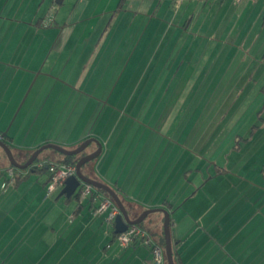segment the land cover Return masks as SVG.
<instances>
[{"label": "crops", "instance_id": "1", "mask_svg": "<svg viewBox=\"0 0 264 264\" xmlns=\"http://www.w3.org/2000/svg\"><path fill=\"white\" fill-rule=\"evenodd\" d=\"M245 51L264 53V0H0V134L29 98L20 125L26 116L29 143L16 145L9 127L4 139L18 162L45 144L70 150L97 139L101 153L83 174L115 191L131 219L166 208L176 264H264V154L219 161L218 149L237 137L221 141L220 113L202 107L206 93L186 103L191 84L241 80L230 69ZM111 97L125 103L109 106ZM87 109L104 113L89 133L78 126ZM141 113L154 126L133 118ZM9 167L2 152L0 171ZM22 175L0 190V264L150 263L147 247L118 244L114 221L93 217L91 200L79 205L64 184L47 196L46 170ZM162 223L160 212L143 221L156 239Z\"/></svg>", "mask_w": 264, "mask_h": 264}, {"label": "rangeland", "instance_id": "2", "mask_svg": "<svg viewBox=\"0 0 264 264\" xmlns=\"http://www.w3.org/2000/svg\"><path fill=\"white\" fill-rule=\"evenodd\" d=\"M234 3L237 4L238 2H234ZM259 5H258V7H259ZM258 7H256V8H258ZM45 21H46V19H45ZM137 38L134 40L133 45L136 43ZM225 53L227 54V57H229L232 54V52H224L223 54H225ZM233 54L235 55V52H233ZM237 55H238V59L244 60V63H242V66L240 68L230 69V71L232 72L234 70L237 73L236 76H239V75L242 76L243 75V78L241 80L236 78L235 82L227 83L228 82L227 79L221 78L218 80V84H210L208 82V80H209L208 79L207 81H205V84H203V85H201V83H198L196 85L191 84V85H189L188 91L191 92L192 94L189 96V98L187 99V102H186L187 104L192 103V105L194 104V102H196V106H197L198 104H200V101H199L200 93H206V94H204V99L202 100V103H203L202 107H205L206 105H208L209 108H212L214 106V112L216 110H218V112L220 113V115H219L220 117L218 119L221 122V129H222V127L224 129V131L221 132V134H222L221 141L224 140V136L227 137L225 139V141H227L229 139L231 141L232 137H234V136L237 137V140L235 139L236 143H234L233 146L239 145V147L241 148L239 151H237V149L234 148L231 144H225L224 147L220 146L221 148L218 149V152H217V157L220 158L219 161L220 160H228L230 162V165H231L233 159L236 157L249 158V157L255 155V153H256L258 155L257 157L260 158V155L264 154V63L262 62V61H264V53H261V55H258V53H248L245 51V52H238ZM238 64L239 63H236L235 65L237 66ZM32 82H33V80L28 85L26 92L29 90V87L31 86V84H33ZM34 86H33V89H34ZM113 87H114V84H111L109 87L108 93H110L112 91ZM33 89L31 90L32 92L30 91L31 95L34 94ZM26 92H25V94H26ZM114 93H115V91H114ZM25 94L23 95L19 105L21 104V102H23ZM240 94H241V96L239 98L238 96ZM113 95H112V97H113ZM112 97H111V99L108 100L109 103H107V105L111 106L110 103L112 104L114 102H119V101H121V103H123V104L125 103V100H120V99L114 100ZM205 97H206V99H205ZM228 98H230V99H228ZM64 101H65V99L63 97H61V104L64 103ZM98 101L103 103V104H105L107 102L106 99L98 100ZM28 104H29V98L26 100L25 106H23V109H21L20 112L18 111L19 113H17V116L15 117L11 126L9 127L10 122L14 118L17 109H15L13 111V113L11 114V116L8 120L7 125L5 126V128L3 130V132H4L9 127L8 134L12 135L15 133V135L17 136L16 140H15V144L18 146H20L24 142L29 143L28 140L25 141V139H23V132L25 131L26 128H29V126H28L29 124L26 121V116H24L22 119L23 123L26 126L20 127V125H22L21 118L23 116L24 110L26 109V105H28ZM103 104H102V107H104ZM100 109L98 110V112H96L92 116H88L89 115V109H87L86 113H85L86 115H84L85 117H83L82 119L79 120L78 126L83 127L84 125H86L87 126L86 127L87 132L88 133L92 132L94 130L95 123L97 121L102 122V117H103L102 114H104V113H102L100 115V112H101ZM238 109H241L240 113L237 112ZM162 113H163V110H162L161 114H159L158 118H157L158 114L155 116L156 120L159 119L161 121L165 117V114H162ZM234 113H236V118L234 117ZM152 116L153 115H151V118H152ZM215 116H217V114H215ZM76 118L72 117V120H75ZM133 118L136 119L139 124L144 125V126H154V124H155L154 123V117H153V120L151 122V125L148 123L147 120H145L146 122H144L145 115L142 113L139 114L138 117H133ZM179 118L180 117H178L177 119H179ZM191 118L193 119L192 122H195L196 115L191 117ZM203 119L206 120L208 118L204 117ZM209 119L205 122L206 124L209 123ZM238 120H240L239 123H242L241 127H244V129H246V131L245 130L239 131L238 126L235 128V124ZM49 124L50 123L47 124V127ZM61 124H63V123H61ZM228 126H229V129L227 130ZM35 128H36V125L34 126V129ZM231 129L233 131H231ZM55 134H57V133H53L52 136H55ZM169 134H170V132L168 133V135ZM30 141H31V139H30ZM244 142H246V144H244ZM14 150L15 151H14L13 156L17 161H19V159L16 155L17 154L16 151L18 149L14 148ZM206 150L207 149H205V151ZM209 150L212 151V149H208V151ZM210 151H209V154H211ZM19 152H21V151H19ZM12 153H13V151H12ZM0 154H2L1 151H0ZM44 154H51V156H48V160H47L51 164L55 160V158L52 157V155H56V157H60L59 154L55 153L51 149H46V150L42 151L41 155H40L41 158L46 157ZM262 156H264V155H262ZM217 157H215V158L217 159ZM257 157H255L254 159H257ZM4 176L6 177V175L0 176V190H2V189L4 190L3 182L6 179V178H4ZM34 178H35V175L33 174L31 176V179L34 180ZM21 203L22 202L19 201V199H16V201H15L16 209H14L12 211V219L13 220H17L19 217L18 214L21 213L20 212V204ZM17 225H20V224H17ZM15 242H20V241H19V239H16Z\"/></svg>", "mask_w": 264, "mask_h": 264}, {"label": "water", "instance_id": "3", "mask_svg": "<svg viewBox=\"0 0 264 264\" xmlns=\"http://www.w3.org/2000/svg\"><path fill=\"white\" fill-rule=\"evenodd\" d=\"M6 134H7V130L4 131L2 134H0V149L7 158L10 166L15 169L24 170L30 167L36 161L39 154L46 149H51L63 156H79L77 162L75 163V174L68 177L65 180L64 182L65 186L62 192L65 193L66 196H69L78 190L81 183H85L91 185L92 187L98 190L107 193L111 197L113 202L117 205L120 211V213L114 219V228L116 234H120L124 232L129 225L141 224L144 221V219L152 213L155 212L162 213L163 214L162 233L164 240V253L166 257V262L167 264H175V261L173 259V247L171 241V231L169 226L170 216L167 210L163 208L145 210L137 218L131 219L128 216L127 210L123 206V203L121 202L115 191H113L107 185L83 174L82 172L83 167L87 163L97 159L101 153L102 150L101 143L97 139L87 138L82 143H80L76 148L70 150L52 143L45 144L35 149V151L30 155V157L25 162L20 163L14 158L13 153L9 148V146L2 141L3 138L6 136ZM92 143L96 145V150L93 151L92 153L84 154L81 156V154L85 151V149Z\"/></svg>", "mask_w": 264, "mask_h": 264}, {"label": "built area", "instance_id": "4", "mask_svg": "<svg viewBox=\"0 0 264 264\" xmlns=\"http://www.w3.org/2000/svg\"><path fill=\"white\" fill-rule=\"evenodd\" d=\"M238 2L240 0H233ZM49 19L45 23H49ZM46 25V24H44ZM37 168L45 167L49 170V179L45 187L47 196L52 195L60 186H62L65 180L75 174L74 165L64 164H49L44 163L36 164ZM6 175V181L3 183V188L15 182L16 176H19L20 172L15 171L13 167H9L3 171ZM77 192V203H81L90 199L93 208L91 210L92 216L97 217L102 214H106V220L113 222L115 217L120 213L117 205L107 196L100 194L95 188L89 184L81 183ZM116 241L121 247H128L132 243H139L149 249L151 260L149 264H166L164 249L158 243L153 240V237L145 229L138 225H129L127 229L116 235Z\"/></svg>", "mask_w": 264, "mask_h": 264}, {"label": "trees", "instance_id": "5", "mask_svg": "<svg viewBox=\"0 0 264 264\" xmlns=\"http://www.w3.org/2000/svg\"><path fill=\"white\" fill-rule=\"evenodd\" d=\"M49 19H51V21L48 23V25L49 24H51L52 23V17H49ZM49 19H46V21H48ZM45 21V19H44V21H43V23H45L46 22ZM6 137V136H5ZM5 137L3 138V142L6 144V142H5ZM84 154V152L81 154V155H83ZM79 158V156H63V158H62V161L61 162H58V163H53V164H64V165H75V163L77 162V159ZM38 163H44V164H46V165H49V164H51L50 162H48V161H44V160H40V159H36V161L30 166V167H28V168H26V169H24V170H19V169H15L14 168V170L15 171H18V172H20V174H19V176H16V178H15V181H19L20 180V178L21 177H23V175H22V172H24V171H26V170H36L37 172L39 171V172H41V171H45L46 170V172L48 173V179H49V170L47 169V168H45V167H41V168H37L36 167V164H38ZM87 165V164H86ZM11 167V166H10ZM1 175H4V172L1 170L0 171V176ZM6 181V180H5ZM94 188V187H93ZM95 190H97L100 194H102V195H104V196H107V197H109L110 199H111V197L107 194V193H105L104 191H101V190H98V189H96L95 188ZM71 196H74V197H76V200H77V192H74L73 194H71ZM70 196V197H71ZM90 200V199H89ZM112 200V199H111ZM85 201V200H84ZM113 201V200H112ZM167 208H169V207H171V205H169L168 203H163ZM93 208V207H92ZM164 209V208H163ZM165 210H167L166 208H165ZM170 224H171V219H170V223H169V226H170ZM139 227H141V228H143V229H145L147 232H149V234L153 237V240L156 242V243H158L161 247H163V249H164V240H163V234H162V237L160 236V238L159 239H156L152 234H151V232L143 225V222L141 223V224H139L138 225ZM117 234H115L114 235V237L116 236ZM171 241H172V239H171ZM172 247H173V243H172ZM165 254V253H164ZM175 256H176V254H175V252H174V250H173V259H174V261H175ZM165 263L167 264V262H166V257H165ZM176 264V263H175Z\"/></svg>", "mask_w": 264, "mask_h": 264}, {"label": "flooded vegetation", "instance_id": "6", "mask_svg": "<svg viewBox=\"0 0 264 264\" xmlns=\"http://www.w3.org/2000/svg\"><path fill=\"white\" fill-rule=\"evenodd\" d=\"M84 155V154H83ZM82 156V155H81Z\"/></svg>", "mask_w": 264, "mask_h": 264}, {"label": "bare ground", "instance_id": "7", "mask_svg": "<svg viewBox=\"0 0 264 264\" xmlns=\"http://www.w3.org/2000/svg\"><path fill=\"white\" fill-rule=\"evenodd\" d=\"M75 166V165H74Z\"/></svg>", "mask_w": 264, "mask_h": 264}]
</instances>
